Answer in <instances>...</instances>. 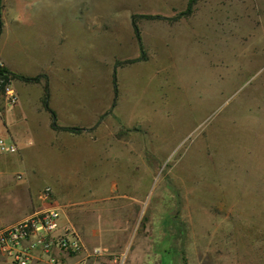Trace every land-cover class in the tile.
<instances>
[{
  "label": "rangeland",
  "instance_id": "rangeland-1",
  "mask_svg": "<svg viewBox=\"0 0 264 264\" xmlns=\"http://www.w3.org/2000/svg\"><path fill=\"white\" fill-rule=\"evenodd\" d=\"M58 4L80 12L85 26L100 33L103 49L116 41L119 50L133 45L126 40L128 28L136 24L139 30L143 18L155 17L149 11L173 5L137 0ZM13 5L2 2L0 10L13 14ZM229 6L238 8L236 2ZM135 43L137 55L147 58L142 42ZM256 46L229 47V81L219 95L210 91L201 66L205 54L181 46L176 65L190 85L196 66L197 78L185 94L189 103L170 100L155 127L137 121L121 126L115 138L133 141L126 153L106 158L102 172L99 156L94 157L96 164L93 159L87 167L95 164L89 169L95 179H67L75 181L65 187V196L78 200L69 216L79 223L73 225L87 247L127 250L124 264H264V49ZM213 80L216 90L219 77ZM114 83L113 75L116 95ZM87 167L70 171L82 177ZM94 181L99 185L93 191ZM23 213L22 206L0 201L2 221Z\"/></svg>",
  "mask_w": 264,
  "mask_h": 264
},
{
  "label": "crops",
  "instance_id": "crops-1",
  "mask_svg": "<svg viewBox=\"0 0 264 264\" xmlns=\"http://www.w3.org/2000/svg\"><path fill=\"white\" fill-rule=\"evenodd\" d=\"M10 1L13 14L0 10V61L14 75L11 83L18 103L10 106L0 94V138L13 141L17 151L0 152V201L22 206L24 213L10 222L0 219V228L50 206L61 208L62 225H79L69 216L78 200L66 197L65 187L78 178H97L90 174L91 167L100 163L102 172L106 158L113 159L133 146L127 137L115 138L121 126L137 121L155 127L170 100L179 101L180 106L189 103L185 94L197 78L192 73L196 66L191 69L190 85L176 65L181 46L205 54L201 66L216 95L229 81L231 47L240 51L260 44L264 49V0H195L187 15L181 13L189 0H137L173 5H165L168 9L160 5L158 11L147 13L155 17L143 18L140 40L134 37L133 26L128 28L126 40L133 45L121 50L116 41L103 49L100 33L85 26L80 12L54 5L71 0H1L0 5ZM230 2L238 8L230 9ZM135 42H142L147 58L137 55ZM128 59L133 61L116 65ZM222 64L224 70L219 68ZM216 76L220 85L215 90L211 83ZM93 159L96 163L87 167ZM80 165L89 173L86 168L77 177L70 169L78 171ZM98 185L93 182V191ZM47 186L52 193L45 200L40 192ZM100 260L95 264H102ZM0 264H4L1 258Z\"/></svg>",
  "mask_w": 264,
  "mask_h": 264
},
{
  "label": "built area",
  "instance_id": "built-area-1",
  "mask_svg": "<svg viewBox=\"0 0 264 264\" xmlns=\"http://www.w3.org/2000/svg\"><path fill=\"white\" fill-rule=\"evenodd\" d=\"M0 61V69H2ZM8 72V71H7ZM0 72V94L10 106L18 103V95L11 83V75ZM16 144L0 138V152L15 153ZM47 186L40 198H51ZM59 206L38 210L11 225L0 228V258L4 264H95L107 258L104 264H124L127 250L115 252L107 246H86L80 232L72 225L61 224Z\"/></svg>",
  "mask_w": 264,
  "mask_h": 264
},
{
  "label": "trees",
  "instance_id": "trees-1",
  "mask_svg": "<svg viewBox=\"0 0 264 264\" xmlns=\"http://www.w3.org/2000/svg\"><path fill=\"white\" fill-rule=\"evenodd\" d=\"M194 3H195V0H189L186 10L183 13H181V14H188V13H190L192 11L193 4ZM134 29H135L136 36L139 39V30H138L136 24H134ZM0 30H1V24H0ZM0 72L3 73V72H7V71L4 68H2V69H0ZM7 73H9V72H7ZM10 75H11V77L14 76L11 73H10ZM23 78H25V80H29V78H27V77H23ZM34 79H36V78H33V80ZM114 84H115V92H116V83H114ZM47 95H48V87L46 85L45 86V98L44 99H46ZM44 103H45V106L48 107L46 101ZM74 130H78V129H74Z\"/></svg>",
  "mask_w": 264,
  "mask_h": 264
}]
</instances>
